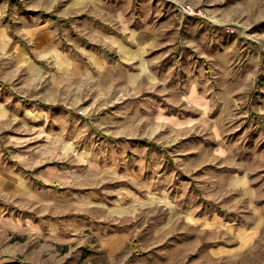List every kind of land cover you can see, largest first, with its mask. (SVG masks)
<instances>
[{"label":"rangeland","instance_id":"1","mask_svg":"<svg viewBox=\"0 0 264 264\" xmlns=\"http://www.w3.org/2000/svg\"><path fill=\"white\" fill-rule=\"evenodd\" d=\"M205 2L216 25L203 30L200 61L211 101L203 129L190 137L188 128L174 125L165 145L160 128V148L142 141L132 156L126 154L138 145L125 143L126 175L117 191L110 181L106 200L83 189L76 202L39 206L35 197L0 190V264H264V0ZM156 4L183 23L173 7ZM123 5L130 27L154 18L149 2ZM62 18L67 27L76 17ZM187 35L179 30L176 37ZM177 61L173 79L158 82L156 91L173 107L187 77L176 74ZM82 109L69 128L77 135L88 131ZM6 133L2 128V157L19 148L6 143Z\"/></svg>","mask_w":264,"mask_h":264},{"label":"crops","instance_id":"2","mask_svg":"<svg viewBox=\"0 0 264 264\" xmlns=\"http://www.w3.org/2000/svg\"><path fill=\"white\" fill-rule=\"evenodd\" d=\"M139 2L151 3L148 13L154 18L130 27L124 0H0V131L7 130L6 143L19 147L5 157L0 150V190L6 195L60 206L76 202L77 191L87 189L106 200L110 181L111 191H117L118 179L126 175L120 161L125 143L138 145L126 154L132 156L142 141L160 148V128L165 145L172 142L167 138L174 125L188 128L190 137L203 129L211 104L200 61L206 60L203 30L216 25L202 6L208 2ZM176 2L203 7L209 20L185 16ZM156 3L173 7L183 23ZM68 15L76 18L64 27L62 16ZM140 30L148 36L142 38ZM179 30L187 37L178 39ZM175 57L176 74L187 77L178 88L181 104L173 107V99L157 98L156 91L158 82L173 79ZM79 105L88 131L77 135L69 128ZM58 187L61 192L51 190Z\"/></svg>","mask_w":264,"mask_h":264},{"label":"built area","instance_id":"3","mask_svg":"<svg viewBox=\"0 0 264 264\" xmlns=\"http://www.w3.org/2000/svg\"><path fill=\"white\" fill-rule=\"evenodd\" d=\"M175 8L185 16H194L197 18H205L208 16L203 7L196 6L191 2H176ZM235 30V26L228 27V31L230 32H235ZM79 113H82V110H79Z\"/></svg>","mask_w":264,"mask_h":264},{"label":"trees","instance_id":"4","mask_svg":"<svg viewBox=\"0 0 264 264\" xmlns=\"http://www.w3.org/2000/svg\"><path fill=\"white\" fill-rule=\"evenodd\" d=\"M54 18H56V19H57L58 17L54 16ZM146 142H148V141H146Z\"/></svg>","mask_w":264,"mask_h":264}]
</instances>
